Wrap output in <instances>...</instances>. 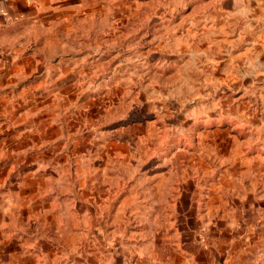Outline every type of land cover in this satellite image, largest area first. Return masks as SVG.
<instances>
[{
    "label": "rangeland",
    "instance_id": "1",
    "mask_svg": "<svg viewBox=\"0 0 264 264\" xmlns=\"http://www.w3.org/2000/svg\"><path fill=\"white\" fill-rule=\"evenodd\" d=\"M256 10L254 0H43L37 16L0 29V132L21 127L7 144L49 174L26 176L7 209L50 234L42 264L110 261L160 228L172 197L185 214L258 221L264 242ZM50 195L54 215L40 202ZM199 225L195 238L209 240Z\"/></svg>",
    "mask_w": 264,
    "mask_h": 264
},
{
    "label": "crops",
    "instance_id": "2",
    "mask_svg": "<svg viewBox=\"0 0 264 264\" xmlns=\"http://www.w3.org/2000/svg\"><path fill=\"white\" fill-rule=\"evenodd\" d=\"M254 1L257 17L251 28L258 32L257 37L260 39V37L264 38V0ZM42 2L43 0H0V29L37 16ZM261 45L264 46V43L261 42ZM20 128L11 127L9 131H6V128L0 132V264H24L28 260H32V264H42L48 253L41 242L52 245L50 234H43L44 231L39 228L26 227V222L37 221L36 215L32 217L28 215L31 213L26 214V210L22 209L14 211L7 209V193L29 186L24 182L26 176H46L49 180V174L39 171L36 165L26 160L23 151L18 153L7 144L10 134L14 130L20 131ZM67 154L65 152L66 157ZM69 158H72L70 152L68 168L71 170ZM150 168L152 167L146 170ZM177 189L180 191L185 187L182 183H178ZM41 198L40 202L47 207L51 205L53 210L51 212L55 213L54 198L51 195ZM83 203L88 206L92 204L91 200L85 199ZM169 205L171 208L168 213L159 216L160 228L152 230L147 236L142 234L141 237L135 236L125 248L118 247L115 250L112 248L114 252L111 260L100 264H264V242L258 221L243 219L241 224L237 222L240 224L239 227L232 225L234 222L232 217L222 216L211 219L206 215H202V218L195 213L185 214L181 209L182 198L178 197H172ZM90 207L84 211L96 218L101 223L98 227L102 228L105 215L97 211L94 214L93 210L89 211ZM12 215H15L13 222L10 221ZM206 220L208 221L204 222ZM199 223L204 225L203 230L206 238L209 236V240L201 241L195 238ZM251 225L254 227L251 228ZM144 230V228L140 229L141 232ZM10 241L15 243V248L11 246ZM13 254H15L14 260ZM83 261L86 262V259Z\"/></svg>",
    "mask_w": 264,
    "mask_h": 264
}]
</instances>
